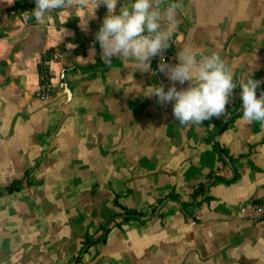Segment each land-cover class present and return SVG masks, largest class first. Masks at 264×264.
<instances>
[{
	"label": "crops",
	"instance_id": "obj_1",
	"mask_svg": "<svg viewBox=\"0 0 264 264\" xmlns=\"http://www.w3.org/2000/svg\"><path fill=\"white\" fill-rule=\"evenodd\" d=\"M18 1L0 0V191L21 186L0 195V264L74 263L84 235L99 236L116 205L148 220L113 229L89 264H264V222L247 211L264 201V125L230 119L242 108L239 86L224 116L181 125L172 104L144 95L167 91L166 76L123 58L102 62L106 6L94 19L90 5L37 23L12 10ZM172 38L169 64L191 47L219 54L237 83L264 81V0H182ZM51 54V98L41 101L38 63Z\"/></svg>",
	"mask_w": 264,
	"mask_h": 264
},
{
	"label": "clouds",
	"instance_id": "obj_2",
	"mask_svg": "<svg viewBox=\"0 0 264 264\" xmlns=\"http://www.w3.org/2000/svg\"><path fill=\"white\" fill-rule=\"evenodd\" d=\"M13 0H11V3ZM35 8L25 15L26 21L39 23L46 13L70 7L82 8L89 19L95 18L100 5L107 8L96 41L101 48L102 62L111 67L112 58H123L134 64L133 70L151 72V59L160 57L158 72L171 82L165 90L163 84L152 86L144 95L155 97L159 105L172 104L173 116L181 125L203 121L226 114V105L231 102L233 90L239 86L242 101V118L248 122L264 125V90L257 97V89L264 81L245 75L237 83L233 72L217 53L200 55L191 47L178 51V63L169 64L164 56L170 47L177 27V14L182 9V0H127L119 8L121 0H34ZM167 24L165 27L164 24ZM199 57V58H198ZM187 88L177 89V84Z\"/></svg>",
	"mask_w": 264,
	"mask_h": 264
},
{
	"label": "trees",
	"instance_id": "obj_3",
	"mask_svg": "<svg viewBox=\"0 0 264 264\" xmlns=\"http://www.w3.org/2000/svg\"><path fill=\"white\" fill-rule=\"evenodd\" d=\"M13 11H19V13H26L29 14L33 10V5H30L26 2V0H20L12 7ZM29 22V21H27ZM228 112V110H227ZM242 114V108L239 110L233 111V114L231 116V120L239 117ZM214 151L219 155V157L224 160L223 158V150L219 149L216 145H213ZM237 179V175L234 174L232 179L225 181L226 183L234 182ZM223 180L222 178H210L209 182ZM224 181V180H223ZM21 189L19 182H13L8 187L4 189V191H0V195L2 194H11L15 191H18ZM203 191V187L200 188L199 192ZM198 192V193H199ZM119 214L116 216H113L109 218V220L105 223L104 226L100 228V234L99 236L95 238H91L88 234L85 235L83 242H82V248L80 249L78 255L76 256L73 264H84V256L88 254L89 249L97 244H103L106 241L107 235L112 231V229L119 227L121 223H126L129 221H137L139 223H144L148 218L143 219V215L135 212L127 210L119 205H116Z\"/></svg>",
	"mask_w": 264,
	"mask_h": 264
},
{
	"label": "built area",
	"instance_id": "obj_4",
	"mask_svg": "<svg viewBox=\"0 0 264 264\" xmlns=\"http://www.w3.org/2000/svg\"><path fill=\"white\" fill-rule=\"evenodd\" d=\"M174 39L170 41V47L165 53L164 59L167 63H169L170 56H171V50L174 47ZM57 56L56 54H51L48 58H44L40 60V87L39 90L35 93V98L41 100V101H48L49 99V63L53 60H56ZM160 63V57H153L151 59V76L158 78L162 73L158 72V65ZM199 188L195 186L192 189V192L198 191ZM247 211H248V218L252 224H259L264 222V201H257V202H251L247 205Z\"/></svg>",
	"mask_w": 264,
	"mask_h": 264
},
{
	"label": "rangeland",
	"instance_id": "obj_5",
	"mask_svg": "<svg viewBox=\"0 0 264 264\" xmlns=\"http://www.w3.org/2000/svg\"><path fill=\"white\" fill-rule=\"evenodd\" d=\"M38 66H39V69H40V65H39V63H38ZM49 78V77H48ZM40 79V78H39ZM49 83V82H48ZM47 87H50V84L47 86ZM62 90H63V94H65V92H64V88H63V86H62V88H61ZM49 92V91H48ZM66 95V94H65ZM50 93H49V99H48V101L50 100ZM29 183H31V182H29ZM93 191H95L96 192V187H95V189L93 190ZM153 208H155L154 210H153V212H155L156 214H157V216H159L160 214H159V212L160 211H162L165 207H164V205L163 204H159V205H157L156 207H153ZM150 215V214H149ZM155 215V214H154ZM156 216V215H155ZM123 223H121L120 224V226L122 225ZM119 226V227H120ZM116 228H118V227H116ZM115 229V228H114ZM113 230V229H112ZM86 234H88V233H86ZM85 234V235H86ZM85 235H84V237H85ZM91 238H95V235L94 234H88ZM84 237H83V239H84ZM82 242H83V240H82ZM82 242H81V244H82ZM96 245H94V246H92L90 249H89V251H88V255H85L84 256V264H89V263H91L94 259H95V257H96V254L94 253V254H90V251L92 250V248H94ZM81 248H82V246H81ZM72 263V262H71ZM73 264V263H72Z\"/></svg>",
	"mask_w": 264,
	"mask_h": 264
},
{
	"label": "water",
	"instance_id": "obj_6",
	"mask_svg": "<svg viewBox=\"0 0 264 264\" xmlns=\"http://www.w3.org/2000/svg\"><path fill=\"white\" fill-rule=\"evenodd\" d=\"M64 92H65V94H66V96H67V99L69 100V98H70V93H69L68 89H67V88H64Z\"/></svg>",
	"mask_w": 264,
	"mask_h": 264
}]
</instances>
